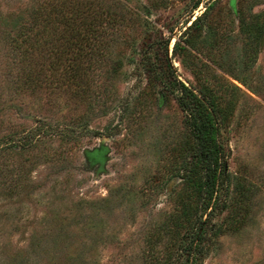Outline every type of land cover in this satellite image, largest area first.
<instances>
[{"label":"rangeland","instance_id":"obj_1","mask_svg":"<svg viewBox=\"0 0 264 264\" xmlns=\"http://www.w3.org/2000/svg\"><path fill=\"white\" fill-rule=\"evenodd\" d=\"M40 2L0 0V264L185 263L168 230L196 203L176 80L223 110L226 176L199 261L264 264V0H101L118 15L106 58L74 83L50 38L22 55L3 23Z\"/></svg>","mask_w":264,"mask_h":264},{"label":"trees","instance_id":"obj_2","mask_svg":"<svg viewBox=\"0 0 264 264\" xmlns=\"http://www.w3.org/2000/svg\"><path fill=\"white\" fill-rule=\"evenodd\" d=\"M24 15L19 11L2 17L4 25L22 37L16 48L27 55L35 44L43 41L41 37L47 36L53 41L46 49L50 66L53 70L61 68L71 83L83 78L87 70L101 65L106 58L101 53V38L114 28L118 16L112 8H104L101 0H41L28 17ZM201 20V16L197 17L192 26ZM179 47L180 43L176 42L174 50ZM85 63L86 68L83 67ZM174 84L192 138L183 161L186 171L183 179L193 190L196 203L183 201L180 215L171 220L168 230L174 228L182 239V251L187 254L184 264H201L205 232L218 202L217 185L226 176L224 151L219 142L221 129L216 118L223 110L219 105L220 97L209 89L198 94L181 81L176 80ZM89 96L95 99L96 95L89 92ZM155 264L176 263L171 259Z\"/></svg>","mask_w":264,"mask_h":264},{"label":"water","instance_id":"obj_3","mask_svg":"<svg viewBox=\"0 0 264 264\" xmlns=\"http://www.w3.org/2000/svg\"><path fill=\"white\" fill-rule=\"evenodd\" d=\"M97 158V157H96Z\"/></svg>","mask_w":264,"mask_h":264}]
</instances>
